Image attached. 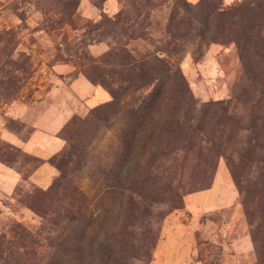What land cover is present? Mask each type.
I'll return each instance as SVG.
<instances>
[{
    "label": "rangeland",
    "instance_id": "1",
    "mask_svg": "<svg viewBox=\"0 0 264 264\" xmlns=\"http://www.w3.org/2000/svg\"><path fill=\"white\" fill-rule=\"evenodd\" d=\"M0 264H264V0H0Z\"/></svg>",
    "mask_w": 264,
    "mask_h": 264
},
{
    "label": "crops",
    "instance_id": "2",
    "mask_svg": "<svg viewBox=\"0 0 264 264\" xmlns=\"http://www.w3.org/2000/svg\"><path fill=\"white\" fill-rule=\"evenodd\" d=\"M73 83V82H72ZM79 86H84L86 87L87 82L80 80L77 83ZM96 96H100L102 97L103 95L100 93H98V95ZM70 109H64V112H61L60 114L56 115L54 117L53 120H51L49 123H47L43 129L37 128L35 130H33V132L30 134L29 138L27 141L25 142H21L22 145L24 146V149L31 152L33 155L35 156H42L43 155H47L48 156H52L55 153H57L63 145V141L60 137L56 136V133L59 131V129L62 127V125L65 122V119L68 117V115L70 114ZM46 115H44L45 117ZM224 180V178H220V181ZM205 192H200V193H196L194 195L191 196V198H196V199H200L203 195L208 194L209 196H211V192L212 190H208ZM232 191L228 190L226 195L223 196L222 200H226L229 197H232ZM234 194V193H233ZM209 196L205 197L206 201L209 202ZM225 197V198H224ZM205 198H201V199H205ZM213 200H211L209 203L211 202H215V198H212ZM206 202V203H207ZM171 242L167 243L166 241V246L169 247L168 250H166L167 253H170V257L173 258L176 256V254H178L180 257L185 258L187 253L189 252V245L188 243H182V245H179V241L177 240V238H173V240H170ZM187 247V249H183L184 247ZM185 254V255H184Z\"/></svg>",
    "mask_w": 264,
    "mask_h": 264
}]
</instances>
